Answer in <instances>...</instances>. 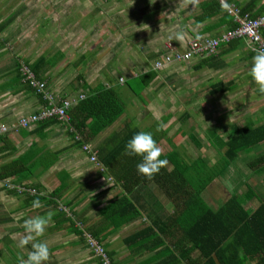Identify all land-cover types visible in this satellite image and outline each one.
<instances>
[{"label":"crops","instance_id":"0c3cea01","mask_svg":"<svg viewBox=\"0 0 264 264\" xmlns=\"http://www.w3.org/2000/svg\"><path fill=\"white\" fill-rule=\"evenodd\" d=\"M211 1L198 0L194 3L193 0H98L97 5L95 4L101 20V59L92 65L97 69L101 68V72H98V77L95 75L97 72L92 71L78 74H82L83 80L89 84L87 89H97L99 86L117 89L127 105L124 115L111 127L100 129L93 117L88 120L89 127L98 132L89 142L98 149V153L101 144L129 121L132 125L137 121L135 127L141 131L152 132L153 138H159L157 145L162 153H168L174 146L179 148L180 143L185 140L183 138L197 132V129L201 130L197 133H200L204 141L197 138L203 147H208L216 140L213 133L219 132L222 138L228 139L234 125L241 127L249 121L258 125L264 120V95L258 93L256 85L248 75L254 50L246 40L239 39L235 49L224 54L222 51L227 46L220 45L214 55H198L189 61L173 62L160 69L154 66L160 54L166 51L169 42L172 43L173 50L184 51L188 42L193 39L218 37L230 29L229 20L219 14L216 7L210 6ZM226 1L240 9L254 2L251 13H264V0ZM11 15L12 13L5 19L3 17L4 20L0 23ZM90 15L82 17L86 21ZM69 16L70 14L66 18H70ZM54 19L57 21L52 22ZM13 21L0 35L10 31L8 28ZM91 23L93 24H89L87 34L91 31L95 33L99 28L94 22ZM50 24L55 25L53 29H60L56 33H63L64 37L65 34L69 37L74 35V30L81 32L74 23L62 21L61 25L60 16L50 19ZM180 31L185 33V38L178 42L174 37ZM262 33L264 36V29ZM5 39L0 36V126L18 123L21 117L45 106L36 92L26 88L23 78L19 79L17 62L24 60L18 57L24 48L15 49L14 46L7 45ZM67 39L65 46L50 54L45 53L50 57L58 51L64 53L63 59L44 72L42 79L46 82L47 90L58 99L76 96L80 91L87 95V90H74L77 83L71 89L62 83V80L67 83L70 79L63 73L66 63L73 66V69L78 66L83 69L87 59L85 51H78L80 54L75 57V47L70 45L75 43ZM41 55L43 54H38L34 60ZM97 55L98 53L94 56ZM151 70L157 71V77L138 97L127 85V81ZM96 79L101 81L95 82ZM204 116H212L213 122L202 130L201 125L208 124ZM218 116L222 125L214 121ZM69 127L71 126L60 121L47 125L40 123L0 135V176H5L0 180V225L4 227L7 221L6 212H9V206L12 205L11 200L19 198V195L10 194L7 188H15L17 185L19 188L25 185L40 187L41 195L46 198L41 201L42 206L33 208V200L27 204L24 192L20 194L25 197L21 198L19 209L24 210V215L21 216L23 219L44 215L48 211L54 212L43 236L36 239L45 241L48 245L54 242L55 245L48 247L49 257L55 259H58V251L65 249L64 245L85 247L76 234L72 233L74 225L72 226L70 217L76 218L79 223L87 218V225L93 224L101 219V211L105 206L122 194L120 184L111 180L107 173L101 171V166L92 162L89 155L76 145ZM168 139L172 140L171 144ZM31 153H35L32 160L29 159ZM21 157L26 159L28 166L31 165L33 174L26 179H22L19 174L7 176L5 173L14 168L13 162ZM47 164L51 166L48 168ZM31 190V194L36 193L35 188L31 187ZM139 191L138 203L140 199L143 202L148 201L153 206L151 214L148 216L143 211V216L122 221L119 228L110 225L104 235L106 238L103 243L108 244L117 264H143V261L149 259L153 252H144L135 246L129 248L125 239L146 227L153 218L167 219L174 210L173 206H168L165 202L167 199L155 185H145ZM54 200L59 201L57 207L53 204ZM158 200L164 203V210H156V206L160 204ZM61 208L66 216L60 213ZM27 213H32V216ZM14 232H5L0 236V245L5 244V249L10 250L19 261L22 255L19 254V248L13 245L11 235ZM18 232L25 234L23 225ZM196 255L197 252L194 253ZM95 258L100 264V258Z\"/></svg>","mask_w":264,"mask_h":264},{"label":"trees","instance_id":"16d2710c","mask_svg":"<svg viewBox=\"0 0 264 264\" xmlns=\"http://www.w3.org/2000/svg\"><path fill=\"white\" fill-rule=\"evenodd\" d=\"M250 4V6L241 9L242 14H249L252 18L264 14L261 11L255 15L252 14L251 11L255 3L251 2ZM210 6L216 7L217 12L229 20L230 29L238 26L234 15L221 10L219 0H212ZM15 17L16 14L12 13L8 19L0 23V33ZM263 29L264 27H262L261 33ZM239 39L243 38L221 42L216 52L210 55L216 54L220 45L227 46L222 51L223 54L234 50ZM56 54L60 56L59 60L63 59V52L58 51ZM162 56H159L155 63L161 60ZM195 56L198 55L178 62L189 61ZM59 60L55 55L50 57L44 54L34 61L28 59L22 60L21 63L18 61L19 79L23 78L26 88L36 92L30 80H26V75L22 73V66L26 64L36 80L42 81L43 73L57 64ZM157 74L155 70L142 73L128 80L127 85L140 97L144 89L157 77ZM85 81L82 74L77 75V86L74 90H87V95L68 110L70 123L67 125L71 126L69 128L73 134V140L80 148L84 143L91 145L89 142L98 133L93 127H89L88 120L93 117L95 124L100 129L111 127L124 115L127 107L117 89L113 87L101 88V86L97 89H87L89 84ZM37 95L46 106L47 101L43 95L38 93ZM53 122L56 123L59 120L51 118L37 124L46 123L47 125ZM138 131L141 130L133 127L130 121L126 122L101 144L99 153L97 152L101 171L107 173L108 177L116 184H120L121 196L106 205L105 209L101 211V219L93 224L87 225V218L79 223L76 218L70 217L72 226L74 225L72 233L76 234L83 246L89 248L93 255L100 258V264H104L103 259L91 248L87 238L91 236L96 239L109 257L110 264H117L108 249V244L103 243L106 238L104 235L110 225L119 228L122 221H131L138 216H143L145 214L143 211L148 216L151 214L153 206L148 201L143 202L141 199L140 205L137 198L140 188L149 184L158 186L164 197L172 203L174 210L167 219L153 218L146 227L125 239L129 248L135 246L144 252H153L149 259L143 261V264H264V194L258 193L252 185L248 184L244 194L231 193L218 208H213L202 196L203 191L216 178V174L219 172L224 174L241 153H250L253 148L264 142V120L258 125L253 123H247L241 127L234 125L233 132L228 139L219 136L218 131L216 134L213 133L212 135H216V140L211 142V146L219 156L213 165H209L202 155L192 161L183 160L178 148L172 147L168 153H162L160 157L167 159V165L153 174L151 178L137 173L136 164L140 161V157L129 156L125 153L126 142ZM188 136L198 148L203 147L196 134L190 133ZM154 140L156 143L159 142V138H154ZM168 140L171 144L172 140ZM92 148L95 151L98 150L96 147ZM34 154L29 155L30 160L34 158ZM13 163L14 168L5 173L7 176L19 174L22 179H26L33 174L31 165L28 166L24 157ZM51 164H47V167L49 168ZM247 165L254 173H263L264 151L248 159ZM3 178L5 176H0V180ZM24 187L20 190L17 185L15 188L7 189L12 195L26 192L27 204L34 199L40 201L46 199L41 195L40 187L31 186L36 189L34 194H31V187L28 185ZM28 188L30 191H27ZM3 189L5 188L3 187ZM52 196L54 197V194ZM250 201H256L258 204L254 208H248L246 204ZM53 204L57 207L59 201L54 200ZM61 210L60 213L66 216L64 209L61 208ZM102 231L104 232L102 233ZM196 252L197 255L194 256Z\"/></svg>","mask_w":264,"mask_h":264},{"label":"rangeland","instance_id":"374dc122","mask_svg":"<svg viewBox=\"0 0 264 264\" xmlns=\"http://www.w3.org/2000/svg\"><path fill=\"white\" fill-rule=\"evenodd\" d=\"M97 3L98 0H0V21L4 20L11 13H15L18 16V19H15L8 28V31H10L7 34L6 32L1 34L2 38L8 37L7 40L5 39L6 44L14 46L15 49L17 47L24 48V51H21L18 57L30 61H33L40 53L43 55L45 53L50 54L55 49L65 46L67 44L65 40L69 38L67 39L68 41L75 43L70 44L73 48L75 47V57H78L80 54L78 51H85V55L87 56V59H85L86 67L83 69L81 66L73 69V66H69L66 63L63 73L65 76L70 77V79L66 78L68 80L67 83H65V80H62V83L65 84V87L69 86L71 89L77 83V74L79 72L83 74L87 71L97 72L95 74L96 77H98V72H101V68L97 69V67L93 66L96 60L101 59V20L98 18L96 11L95 4L97 5ZM69 14L70 18H66ZM88 14L91 15L86 18V22L82 16ZM56 16L61 17V25L62 21L70 22V24L74 23L75 27H78L81 32L74 30V35L69 33L71 34L69 37L65 34L66 38L63 33L57 34L56 31L60 29H53L55 25L50 24V19ZM3 17L4 19H2ZM46 18H49V20H46ZM56 21L54 19L52 22ZM91 22H94L99 28L95 33L91 31L87 34L89 24H93ZM165 49L166 51L162 52L160 56L168 53V48L166 47ZM96 53L98 55L94 56ZM14 54L17 55V53ZM55 56L59 60L60 56H57V54ZM96 80L95 82L101 81V79ZM80 94H84V92L80 91L76 96ZM204 118L208 121V124L201 125L202 130L213 122L212 116H204ZM219 118L220 116L214 121L222 125ZM234 118L236 119L238 116ZM249 123L252 122L249 121ZM135 125H137V121ZM184 126L187 125L184 124ZM223 131L226 132V130ZM197 132H201V130L197 129ZM197 132L194 131L193 133L203 142V137ZM224 132L221 133L226 138L227 135ZM183 139L185 140L180 143V147L178 148L183 160L192 161L199 155H202L209 165H213L218 160V152L211 146L198 148L190 137L186 136ZM261 145L264 146V142ZM261 145L259 144L253 148L250 153H241L233 164L227 168L226 172L224 174L220 172L216 174V178L203 191L202 196L213 208L220 207L231 193L244 194L248 184L252 185L258 193L264 194V173H254L247 165L248 159L264 151ZM155 188L159 190L157 185H155ZM18 197L11 200L12 205L9 206V212H6L8 213V218L4 227L0 225V236H3L5 232L11 233L15 231L11 235L12 237L9 234L11 238L14 237V246H17L18 241L25 235L23 232H18L22 230L23 221L25 220L21 217L24 215L23 208L19 209L22 203L21 198L23 199L25 195L20 196L19 194ZM158 202L160 201L158 200ZM165 202L168 203L169 207L173 206L168 199ZM257 204L256 201H250L246 204V207L254 208ZM158 205L156 206L157 211H160V209L164 210L163 202H160ZM11 209L13 210L11 211ZM27 214L28 216H32V213ZM0 218H2L1 215ZM49 245L55 244L52 242ZM5 248V244L0 245V264H19V261L11 254V251H7ZM18 248L19 254L24 256L23 258H26V255L31 250V242L22 248ZM64 248L63 251H58L56 254L58 255V259L49 257L45 264H98L95 256L86 246L69 244V246L64 245Z\"/></svg>","mask_w":264,"mask_h":264},{"label":"built area","instance_id":"2783aa9c","mask_svg":"<svg viewBox=\"0 0 264 264\" xmlns=\"http://www.w3.org/2000/svg\"><path fill=\"white\" fill-rule=\"evenodd\" d=\"M230 5L231 11L229 13L234 15V19L238 23V26L222 33L218 37L193 39L188 42V47L185 51L173 50V45L169 42L166 45L169 52L167 54H163L161 60H158L155 63V67L160 69L172 62L186 60L194 55L213 54L216 52L221 42L230 41L235 38H243L253 50L264 48V36L261 33V29L264 27V14L258 16L257 18H252L249 14H242L241 9L238 6L234 4ZM21 70L22 73L26 75V80H30L31 85L36 89L35 91L38 94L43 95L44 99L47 101V105L37 112L21 117L18 120V123L0 126V135L7 134L12 130H17L19 128H29L38 122L51 118H57L60 122L69 124L70 115L68 110L75 106L80 100H83L86 97L85 94L65 98L63 97L58 100L52 92L47 90L45 81L36 80L34 74L26 64L22 66ZM77 139H80V137H77ZM81 149L89 155L92 162L99 164L97 151H95L91 145L84 143ZM6 186L9 187L8 184H6ZM19 189L21 190L22 188ZM87 241L91 248L101 255L104 264H110V259L102 246H100L99 242L91 236L87 238Z\"/></svg>","mask_w":264,"mask_h":264},{"label":"clouds","instance_id":"9594fccd","mask_svg":"<svg viewBox=\"0 0 264 264\" xmlns=\"http://www.w3.org/2000/svg\"><path fill=\"white\" fill-rule=\"evenodd\" d=\"M193 2L197 3L198 0H193ZM220 7L223 11H231V5L226 0H220ZM174 38L181 42L185 38V33L183 31L177 32ZM248 75L256 85L258 93L264 95V48L254 49ZM135 126L133 124V127ZM125 153L129 156L140 157V161L136 164V171L147 178H151L153 174L159 172L168 163L167 159L160 158L162 149L154 140L152 132H135L125 144ZM31 206L40 208L42 206L41 201L34 199ZM53 215V211H48L44 215L30 217L23 221L25 235L18 241L17 247L22 248L31 242V250L28 252L27 258H19V264H45L48 260V244L36 238L43 236Z\"/></svg>","mask_w":264,"mask_h":264}]
</instances>
